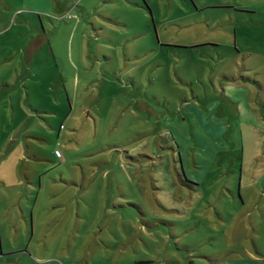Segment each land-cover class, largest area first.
Returning a JSON list of instances; mask_svg holds the SVG:
<instances>
[{
	"label": "rangeland",
	"instance_id": "1",
	"mask_svg": "<svg viewBox=\"0 0 264 264\" xmlns=\"http://www.w3.org/2000/svg\"><path fill=\"white\" fill-rule=\"evenodd\" d=\"M235 257L264 264V0H0V264Z\"/></svg>",
	"mask_w": 264,
	"mask_h": 264
},
{
	"label": "crops",
	"instance_id": "2",
	"mask_svg": "<svg viewBox=\"0 0 264 264\" xmlns=\"http://www.w3.org/2000/svg\"><path fill=\"white\" fill-rule=\"evenodd\" d=\"M235 102H237L238 104L240 103L239 101H235ZM232 259H228V260H226V262L228 263V264H241V261H240V259L239 258H237V257H235L234 258V261H231Z\"/></svg>",
	"mask_w": 264,
	"mask_h": 264
},
{
	"label": "built area",
	"instance_id": "3",
	"mask_svg": "<svg viewBox=\"0 0 264 264\" xmlns=\"http://www.w3.org/2000/svg\"><path fill=\"white\" fill-rule=\"evenodd\" d=\"M55 155H56L57 158H62V155H61V153L59 151H56Z\"/></svg>",
	"mask_w": 264,
	"mask_h": 264
},
{
	"label": "trees",
	"instance_id": "4",
	"mask_svg": "<svg viewBox=\"0 0 264 264\" xmlns=\"http://www.w3.org/2000/svg\"><path fill=\"white\" fill-rule=\"evenodd\" d=\"M137 264H144V262H139ZM145 264H149V262H145Z\"/></svg>",
	"mask_w": 264,
	"mask_h": 264
}]
</instances>
